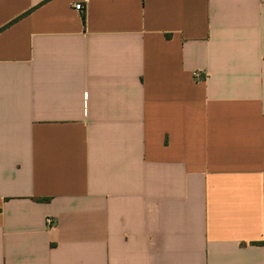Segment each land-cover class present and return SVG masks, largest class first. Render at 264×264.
Segmentation results:
<instances>
[{
  "label": "crops",
  "instance_id": "0c3cea01",
  "mask_svg": "<svg viewBox=\"0 0 264 264\" xmlns=\"http://www.w3.org/2000/svg\"><path fill=\"white\" fill-rule=\"evenodd\" d=\"M78 2L0 0V264H264V0Z\"/></svg>",
  "mask_w": 264,
  "mask_h": 264
},
{
  "label": "built area",
  "instance_id": "2783aa9c",
  "mask_svg": "<svg viewBox=\"0 0 264 264\" xmlns=\"http://www.w3.org/2000/svg\"><path fill=\"white\" fill-rule=\"evenodd\" d=\"M88 0H82V2H78L75 4L74 8L77 11H83L84 9V4L87 3ZM195 77L197 76L196 73L193 74ZM47 224L50 225L51 224V219H47Z\"/></svg>",
  "mask_w": 264,
  "mask_h": 264
}]
</instances>
